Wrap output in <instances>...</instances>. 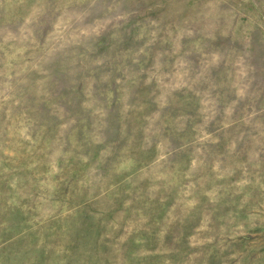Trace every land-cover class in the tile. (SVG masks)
I'll return each mask as SVG.
<instances>
[{"label":"rangeland","instance_id":"1","mask_svg":"<svg viewBox=\"0 0 264 264\" xmlns=\"http://www.w3.org/2000/svg\"><path fill=\"white\" fill-rule=\"evenodd\" d=\"M0 264H264V0H0Z\"/></svg>","mask_w":264,"mask_h":264}]
</instances>
